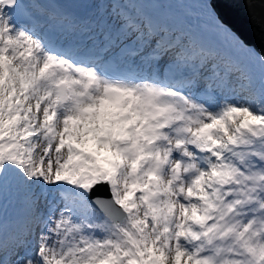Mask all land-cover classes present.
I'll list each match as a JSON object with an SVG mask.
<instances>
[{"label": "snow or ice", "instance_id": "obj_1", "mask_svg": "<svg viewBox=\"0 0 264 264\" xmlns=\"http://www.w3.org/2000/svg\"><path fill=\"white\" fill-rule=\"evenodd\" d=\"M86 2L0 0V264H264V52L211 0Z\"/></svg>", "mask_w": 264, "mask_h": 264}, {"label": "water", "instance_id": "obj_2", "mask_svg": "<svg viewBox=\"0 0 264 264\" xmlns=\"http://www.w3.org/2000/svg\"><path fill=\"white\" fill-rule=\"evenodd\" d=\"M219 18L228 24L246 43L264 52V21L261 10L251 9L246 0H211Z\"/></svg>", "mask_w": 264, "mask_h": 264}, {"label": "bare ground", "instance_id": "obj_3", "mask_svg": "<svg viewBox=\"0 0 264 264\" xmlns=\"http://www.w3.org/2000/svg\"><path fill=\"white\" fill-rule=\"evenodd\" d=\"M62 2L78 14H84L88 11L86 0H62Z\"/></svg>", "mask_w": 264, "mask_h": 264}, {"label": "rangeland", "instance_id": "obj_4", "mask_svg": "<svg viewBox=\"0 0 264 264\" xmlns=\"http://www.w3.org/2000/svg\"><path fill=\"white\" fill-rule=\"evenodd\" d=\"M198 2V0H191V4L195 5ZM193 9H196V12L192 11V13L195 15V13H197L199 11V9L193 7Z\"/></svg>", "mask_w": 264, "mask_h": 264}]
</instances>
